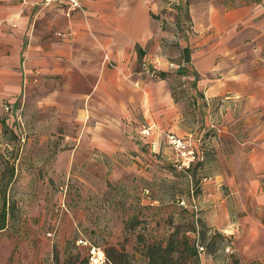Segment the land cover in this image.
<instances>
[{
	"label": "rangeland",
	"instance_id": "374dc122",
	"mask_svg": "<svg viewBox=\"0 0 264 264\" xmlns=\"http://www.w3.org/2000/svg\"><path fill=\"white\" fill-rule=\"evenodd\" d=\"M29 11L35 15L36 6ZM178 50L171 44L168 79L175 129L197 150L187 170L174 165L166 144L154 150L151 136H141L149 113L137 111L129 131L105 149L84 139L73 100L45 108L35 98L51 103L49 90L34 87L28 100L11 103L0 134V209H8L0 264H94V249L100 264H147L153 244L175 248L172 264H264V230L248 235L249 213L230 188L228 144L212 125L220 123L218 110L195 91L197 74ZM135 66L154 74L148 58ZM97 113L87 112V121Z\"/></svg>",
	"mask_w": 264,
	"mask_h": 264
},
{
	"label": "crops",
	"instance_id": "0c3cea01",
	"mask_svg": "<svg viewBox=\"0 0 264 264\" xmlns=\"http://www.w3.org/2000/svg\"><path fill=\"white\" fill-rule=\"evenodd\" d=\"M42 1L0 0V134L5 105L28 100L36 87L51 94V103L35 98L42 107L75 102L93 147L106 149L129 131L137 111L149 113L142 129L157 124L183 135L175 129L180 119L168 79L175 43L181 62L197 74L195 91L208 110H218L220 123L212 125L228 144L230 188L250 217L244 229L251 238L263 231L264 0H82L83 9L69 17L65 7ZM139 58L149 59L154 74L134 69ZM95 108L98 117L87 121ZM148 140L170 148L157 132Z\"/></svg>",
	"mask_w": 264,
	"mask_h": 264
},
{
	"label": "built area",
	"instance_id": "2783aa9c",
	"mask_svg": "<svg viewBox=\"0 0 264 264\" xmlns=\"http://www.w3.org/2000/svg\"><path fill=\"white\" fill-rule=\"evenodd\" d=\"M42 5L45 7H65V15L71 16L73 12L83 9L82 0H43ZM108 59V56L106 57ZM7 113L11 111V104L5 105ZM153 132L165 135L168 145L170 146L173 156L174 165L180 170L191 168L197 158V150L194 147L192 138L179 135L175 132L165 131L157 124L145 126L140 134L142 137H150ZM151 145L154 150L157 149V141H152ZM96 250H93L92 263L100 264L99 259L95 256Z\"/></svg>",
	"mask_w": 264,
	"mask_h": 264
},
{
	"label": "trees",
	"instance_id": "16d2710c",
	"mask_svg": "<svg viewBox=\"0 0 264 264\" xmlns=\"http://www.w3.org/2000/svg\"><path fill=\"white\" fill-rule=\"evenodd\" d=\"M180 72L183 71L179 70ZM162 78L168 76L166 72H156ZM4 125L5 121L3 120ZM7 215L8 209L6 207V203L0 209V230L4 229L7 225ZM175 248H172L170 244L166 247L162 245L153 244L148 247V262L147 264H172L173 262V255H174ZM105 264H121L115 259L108 260ZM234 264H243L240 263L238 260L234 261Z\"/></svg>",
	"mask_w": 264,
	"mask_h": 264
}]
</instances>
